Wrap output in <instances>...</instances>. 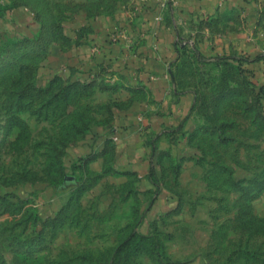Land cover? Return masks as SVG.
I'll return each mask as SVG.
<instances>
[{
    "label": "rangeland",
    "instance_id": "374dc122",
    "mask_svg": "<svg viewBox=\"0 0 264 264\" xmlns=\"http://www.w3.org/2000/svg\"><path fill=\"white\" fill-rule=\"evenodd\" d=\"M146 1L0 0V264H264V0H159L216 9L193 34L175 22L171 81L192 104L166 132L174 154L148 134L139 177L113 167L109 131L145 85L85 65L88 24L118 17L111 40L126 45L120 17ZM89 153L124 191L86 195L104 176L80 163Z\"/></svg>",
    "mask_w": 264,
    "mask_h": 264
},
{
    "label": "crops",
    "instance_id": "0c3cea01",
    "mask_svg": "<svg viewBox=\"0 0 264 264\" xmlns=\"http://www.w3.org/2000/svg\"><path fill=\"white\" fill-rule=\"evenodd\" d=\"M224 1L227 4L229 0ZM146 3L144 8H134L136 13L133 17H120L122 21L125 19L124 23L121 22L124 27L121 39L126 38V45L123 44V40H119V43L118 40H111L118 24V17L113 19L110 17L101 18L88 24L92 32L90 40H92V43L98 44L94 46L95 50L98 49L96 50L97 53L85 65L86 75L96 72L100 66L122 65L121 72L127 76L126 78L131 84L141 81V84L145 85L147 96L134 100L127 112L118 115L114 121L113 129L109 131V138L112 140L113 145V149L109 152L114 151L115 153L113 167L123 171L130 170L137 173L139 177L146 172L145 156L153 151L152 145L154 143L147 141L148 134H153L154 138L160 135L159 138H156L159 143L158 149L172 148L171 152L174 154L173 140L172 142L167 140L166 132L175 128L176 133H181L178 125L188 115L192 104L191 92L184 91V95L177 96L179 93L178 86L171 81L176 74L177 54L174 44L176 33L180 30V27H176L175 22L183 23L184 30L193 34L191 19H202L208 14L212 15L216 9L208 6L203 8L204 10L198 9L195 11V9L191 10L189 7L176 2L175 5L177 6L174 8L162 11L159 10V0H147ZM15 15L19 17L25 14L22 15L21 12H16ZM16 17L14 21L18 22ZM130 41L134 44L125 49L124 47L129 46L127 43ZM199 45L201 46L202 43ZM79 51L80 49L76 48L74 54L79 55ZM125 51L128 53H123ZM49 58L52 57L49 56ZM56 62L58 64L55 65H62L61 61ZM59 70L57 68V72ZM114 79L115 76L112 78V82ZM120 91L127 94V96L131 93L124 89H120ZM134 94H137V92L134 91ZM194 124L195 122L190 121L189 118L184 121L182 132H185V135L182 138L183 141L193 130ZM105 156V154H101L87 166L88 170L101 172L104 176L102 181L95 183L86 195L101 196L106 193L107 189H109L108 192H111L115 188H118L119 191H124V188H126V185H122L126 181V177L114 178L110 176L112 172L109 169L104 171ZM116 181L121 183L119 187L115 186L119 184L115 183Z\"/></svg>",
    "mask_w": 264,
    "mask_h": 264
},
{
    "label": "trees",
    "instance_id": "16d2710c",
    "mask_svg": "<svg viewBox=\"0 0 264 264\" xmlns=\"http://www.w3.org/2000/svg\"><path fill=\"white\" fill-rule=\"evenodd\" d=\"M174 48H175V51L178 52L180 50H183L184 46L175 43ZM55 78L56 79H62V80L65 79L61 72H56L53 79H55ZM95 157H96V155H94L93 153L85 154L83 157L79 158L80 163L81 164H85V163L87 164L88 162L92 161Z\"/></svg>",
    "mask_w": 264,
    "mask_h": 264
},
{
    "label": "built area",
    "instance_id": "2783aa9c",
    "mask_svg": "<svg viewBox=\"0 0 264 264\" xmlns=\"http://www.w3.org/2000/svg\"><path fill=\"white\" fill-rule=\"evenodd\" d=\"M164 6H165V5H164V3H163V2H159V8H160V9H163V8H164Z\"/></svg>",
    "mask_w": 264,
    "mask_h": 264
}]
</instances>
